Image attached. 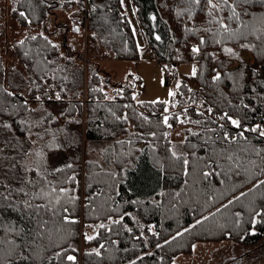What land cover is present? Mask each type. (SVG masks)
Returning <instances> with one entry per match:
<instances>
[{
    "label": "trees",
    "instance_id": "16d2710c",
    "mask_svg": "<svg viewBox=\"0 0 264 264\" xmlns=\"http://www.w3.org/2000/svg\"><path fill=\"white\" fill-rule=\"evenodd\" d=\"M132 1L168 74L195 60L197 74L184 75L167 104L137 101L130 83L108 98L104 75L88 63L85 87V67L74 58L66 35L60 44L46 31L56 10L84 11L88 3L87 39L117 59H138L140 46L124 0L15 2L16 22L44 32L25 36L23 45L12 43L18 61L13 66L4 62L6 50L0 52V264H73L68 255L76 257L75 264H172L198 241L255 246L264 239V216H255L264 211V136L251 131L256 125L264 130V4L237 7L240 21L225 22L243 35L229 38L208 22L207 0ZM229 14L227 8L217 13ZM8 31L7 17L0 16L4 47ZM195 45L199 54L192 52ZM217 73L220 79L214 81ZM51 92L61 99L51 98ZM224 113L239 119L241 127L221 119ZM177 127H183L184 141L172 140ZM8 145L23 146L22 161ZM91 148L97 160H84L83 150L91 154ZM67 164L72 168L48 174ZM205 172L212 175L205 178ZM73 174L75 183L59 184ZM52 186L75 189L69 195L78 197L69 203L61 196L55 204L54 194L55 215L35 208L48 204L47 198L33 197ZM214 209L219 211L211 213ZM64 215L76 222L66 223ZM89 226L97 231L88 234ZM97 248L100 256L88 255ZM254 249L264 255L263 246ZM242 260L233 264H245Z\"/></svg>",
    "mask_w": 264,
    "mask_h": 264
},
{
    "label": "rangeland",
    "instance_id": "374dc122",
    "mask_svg": "<svg viewBox=\"0 0 264 264\" xmlns=\"http://www.w3.org/2000/svg\"><path fill=\"white\" fill-rule=\"evenodd\" d=\"M16 1L2 0L0 2V16L3 18L7 17L9 24L7 41L9 46L6 45L4 47L3 37H1L0 52L4 55L6 50L5 55L9 59H6L4 62L9 66H13L18 62L12 48V43L15 40H22L27 35L44 32V29L30 26L24 27L16 22L11 15ZM124 2L140 46V57L138 59H117L110 50L99 45L97 41L88 40L81 20L85 17V12L81 9L77 10V7L56 10L49 18V29L46 31L49 36L52 34L53 39L60 44L64 43L66 35L68 46L75 52L74 58L78 64L85 67V87L86 79L89 77V65L85 66L88 63L90 64V68L100 70L101 74L104 75V84H106L105 88L108 92V98H113L115 92L122 88L124 84L130 83L135 88L134 95L137 101H170L172 97L169 96V91L175 92L178 85L181 84L184 75L192 73L194 63L186 62L173 68L171 73H176L177 79L168 81L167 75L169 74L165 65L154 56L146 31L137 16L135 4L132 0H124ZM88 5L86 3L85 7L88 8ZM74 26H78L80 30L75 31ZM1 35L3 36V34ZM63 52H65L64 48L61 49V54ZM244 56L247 60L251 61L250 54L244 53ZM171 138L173 141H184L183 127H177L172 132ZM8 147L16 159L19 161L23 160V146L8 145ZM89 150H92L91 154L83 150L84 160L86 158L97 160V151L92 148ZM216 210L214 209L211 213ZM96 231L97 226L95 230L93 226L85 229V232L88 234L95 233ZM256 246L264 247V239L259 241L255 246L241 244L233 240L220 242L198 241L193 244L188 253L176 255L172 264H233L242 258L245 264H264V255H260L258 249H254ZM81 255L82 252H80Z\"/></svg>",
    "mask_w": 264,
    "mask_h": 264
},
{
    "label": "snow or ice",
    "instance_id": "6c2138e0",
    "mask_svg": "<svg viewBox=\"0 0 264 264\" xmlns=\"http://www.w3.org/2000/svg\"><path fill=\"white\" fill-rule=\"evenodd\" d=\"M121 2H123V0H121ZM187 3L189 4H199L201 2V0H186ZM261 3V4H264V0H232L231 3H229V0H207V5H208V9H207V15L209 17H211V19L208 21L209 23H216L219 25V30H222L224 33H227L229 38H234L236 35L238 34H241L243 35V33H238L236 30H232L229 26V24L227 22H225L226 20L227 21H240V17H241V12L237 11V7L243 5V6H251L253 5L254 3ZM225 8H227L230 12V14L227 16V17H223V16H219L217 15L218 12L220 11H223ZM245 14H248L247 13V9L245 8ZM253 16L255 15L254 13L252 14ZM20 16L21 17H25V13L21 12L20 13ZM153 19H155V17H153ZM261 22L264 23V16L261 17ZM247 26V25H245ZM75 31H79V28L76 27L74 29ZM206 31H210V29H205ZM256 29L254 28L253 29V32H255ZM261 32H264V28H261L260 29ZM42 35V34H41ZM31 39H36V37H31ZM45 39H47V37H45ZM157 39H159V36H157ZM24 40H20L19 41V44L23 45L24 44ZM205 43V41L203 40V38H201L200 40V45H203ZM200 45H195L193 46L192 48V52L194 54H199L200 52ZM243 47H248V45H242ZM53 47H58L57 45H53ZM226 53H229V54H235L233 52V49L231 48H224L223 49ZM197 73H196V68L195 66H193V71H192V75L195 76ZM220 79V74L217 73L216 76L213 77V80L214 81H218ZM179 87V85H178ZM9 95H12V93H9ZM176 95L175 92L173 91H169V96L170 97H174ZM37 99H39V97H37ZM56 99L59 100L61 99L60 97V94L59 93H56ZM157 101H154L153 103H156ZM160 103H163V104H167L169 103V101H158ZM165 111H167V108H165ZM209 112L212 111L211 108L208 109ZM227 119L233 126L237 127V128H240L241 127V121L239 119H234L232 116L228 115V113H224V115L221 117V119ZM168 119L169 117L168 116H165L164 117V123L167 124L168 123ZM196 123H199V121H196ZM169 127H171V125L169 124L168 125ZM221 127H223V125H221ZM214 131V130H213ZM251 131L253 132H259V135L260 136H264V130L261 129V126L260 125H256L254 128L251 129ZM154 135V133H153ZM241 136H243V131L240 133ZM225 139H228V135L227 133H225ZM232 139H235V138H232ZM37 155L39 156H42L43 154L42 153H37ZM173 155H175V153H173ZM228 160H232L233 157L231 155H229L227 157ZM185 164L188 163L187 160L184 161ZM65 168H72V165L71 164H67L64 166V168H54L52 169L51 173H48V174H55V173H62L64 172ZM26 172L27 171H30V169H25ZM45 172H47V169H45ZM238 174V173H237ZM204 177L207 178L209 177L210 175H212L211 172H205L204 174ZM45 180H47V176L45 175L44 177ZM29 183H33L32 181H28ZM66 182H72V183H75L76 182V177H75V174L69 176L66 178V180H60L59 181V184H64ZM47 183L49 185L52 184L51 181H47ZM261 184H264V181H260ZM75 189H69L67 187H63V186H52L49 188L48 191H45L43 187L40 188V191L38 192H35L33 193V197L34 198H47L48 199V204L46 205H41V204H37L35 205V208L37 210L39 209H45V210H51L53 212V214L55 215L57 213V209L55 208V206L53 205V201H52V197L54 194H57L55 196V204H60V197L63 196V197H66L67 198V201L69 203H74L76 199H78L77 196L75 195H69L70 192H74ZM245 195V193H241V196ZM236 200L239 199V197H236L235 198ZM229 204H232L233 201L230 200L228 202ZM28 207H33L31 204H28L27 205ZM224 207H227V205H225ZM63 212L64 213H68L69 212V209L67 207H63L62 208ZM217 211H219V209H217ZM237 216H239L240 214L239 213H236ZM255 216L256 217H261V216H264V211H257L255 213ZM62 219L66 222V223H75L76 221L71 219L69 215H64L62 217ZM205 219H207V217H205ZM121 220H123V217H121ZM257 221L256 219H253L252 223L255 224ZM113 223H120V221H113ZM197 224L200 223V221H197L196 222ZM99 228H106L107 225L105 224H100L98 226ZM151 230V229H149ZM128 231H131V229H128ZM185 231H187V229H185ZM254 234V233H253ZM143 235V234H142ZM177 235H181V233H177ZM85 238L87 240H93L95 239V236H89V235H86ZM173 239H175V237H173ZM167 243V241L165 242ZM104 245H101L100 248H103ZM157 247H160V245L158 244ZM66 251V250H65ZM96 255V256H100L101 255V252H100V249L97 248V249H93L90 253H88V255ZM57 257L60 256V253H57L56 254ZM67 259L69 261H72L73 264H75V261H76V257L75 256H72V255H68L67 256ZM133 264H135V262H133Z\"/></svg>",
    "mask_w": 264,
    "mask_h": 264
},
{
    "label": "built area",
    "instance_id": "2783aa9c",
    "mask_svg": "<svg viewBox=\"0 0 264 264\" xmlns=\"http://www.w3.org/2000/svg\"><path fill=\"white\" fill-rule=\"evenodd\" d=\"M85 12H86V17L84 18V23L87 25V8L86 7H85ZM176 78H177V74L174 72L169 75V81H173ZM50 95H51V98H54V99L56 98L55 92H51Z\"/></svg>",
    "mask_w": 264,
    "mask_h": 264
},
{
    "label": "water",
    "instance_id": "95a60500",
    "mask_svg": "<svg viewBox=\"0 0 264 264\" xmlns=\"http://www.w3.org/2000/svg\"><path fill=\"white\" fill-rule=\"evenodd\" d=\"M78 27V26H77ZM79 28V27H78Z\"/></svg>",
    "mask_w": 264,
    "mask_h": 264
}]
</instances>
